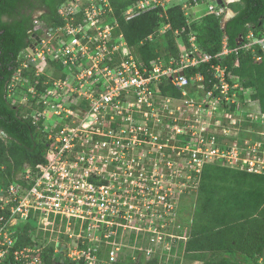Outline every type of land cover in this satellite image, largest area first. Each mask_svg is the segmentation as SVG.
<instances>
[{"label":"built area","instance_id":"2783aa9c","mask_svg":"<svg viewBox=\"0 0 264 264\" xmlns=\"http://www.w3.org/2000/svg\"><path fill=\"white\" fill-rule=\"evenodd\" d=\"M225 2L138 0L123 17H165L179 5L188 22L203 15L226 21ZM201 5L207 11L198 16ZM58 13L57 27L35 20L42 35L19 55L8 85L9 98L27 109L49 144L45 164L25 165L13 182L0 184V264L10 256L15 264H45L50 246L73 264H116L128 253L176 264L190 235L182 208L196 197L205 165L264 175V112L251 88L213 63L241 51L263 61L264 31H250L234 49L225 38L215 56L191 33L177 56L146 66L120 31L110 0H64ZM170 29L165 23L160 33ZM201 66H208L206 75L186 74ZM29 72L42 79L39 90ZM164 80L179 97L159 91ZM26 225L31 244L16 249Z\"/></svg>","mask_w":264,"mask_h":264},{"label":"trees","instance_id":"16d2710c","mask_svg":"<svg viewBox=\"0 0 264 264\" xmlns=\"http://www.w3.org/2000/svg\"><path fill=\"white\" fill-rule=\"evenodd\" d=\"M118 17L120 31L143 65H150L161 56L179 53V40L189 41V34L197 37L202 51L213 56L228 46L237 48L240 36L246 38L250 31L260 36L264 31V0H238L227 8L235 13L230 20L215 15H203L188 22L182 7L170 8L165 17L160 12L141 15L127 21L124 11L138 0H110ZM226 1V0H225ZM64 0H0V184L8 185L16 174L28 165L34 170L47 161L48 141L42 127L33 124L24 106L15 105L8 96V85L17 67L19 55L36 44L42 31L36 30V19L46 21L53 27L62 25L58 10ZM205 14V13H204ZM165 23L171 29L160 33ZM185 30L181 37L177 30ZM151 37V39H150ZM239 60V67H234ZM223 64L228 71L238 76L245 88H251L252 100L264 112V60L256 61L252 52L241 51L213 61ZM208 66L186 70L187 75L202 72L206 75ZM31 82L40 81L32 72L26 73ZM165 96L179 97L169 80L160 84ZM191 203H184L182 212L188 215L191 232L186 243L180 244V255L184 259L203 264H264V175L235 170L220 164L205 165L199 190ZM188 202V201H187ZM32 227L20 229V242L16 249L31 244L28 236ZM45 264H57L62 255H54L53 246L43 253ZM133 259L128 253L116 264H159V260L147 261L137 254ZM176 264H181L178 259ZM3 264H15L8 257ZM62 264H73L67 259Z\"/></svg>","mask_w":264,"mask_h":264},{"label":"rangeland","instance_id":"374dc122","mask_svg":"<svg viewBox=\"0 0 264 264\" xmlns=\"http://www.w3.org/2000/svg\"><path fill=\"white\" fill-rule=\"evenodd\" d=\"M179 1V0H178ZM231 1L232 0H228V3H231ZM173 3H175V2H173ZM207 11V6L206 5H201V6H197L195 9H194V12L196 13V15H198V16H201L202 14H204L205 12ZM233 11L231 10L229 13H228V15L230 16L231 15V13H232ZM257 104V103H256ZM258 105V104H257ZM257 107V106H256ZM252 109H254V107L252 108ZM192 201H186V203H185V205L187 204V203H189V205H190V203H191ZM183 213H185V212H183Z\"/></svg>","mask_w":264,"mask_h":264},{"label":"water","instance_id":"95a60500","mask_svg":"<svg viewBox=\"0 0 264 264\" xmlns=\"http://www.w3.org/2000/svg\"><path fill=\"white\" fill-rule=\"evenodd\" d=\"M236 1H238V0H232L231 3L236 2ZM218 3L220 5H222V6H225L226 5L225 0H218ZM234 16H235V13L232 12L231 15L228 17L227 21L230 20L231 18H233ZM36 39L38 41L39 40V37H37ZM242 42H243V36H240L239 41H238V45H240ZM180 74L183 75L184 72H181ZM62 263H64V260L63 259L60 262H58L57 264H62Z\"/></svg>","mask_w":264,"mask_h":264},{"label":"crops","instance_id":"0c3cea01","mask_svg":"<svg viewBox=\"0 0 264 264\" xmlns=\"http://www.w3.org/2000/svg\"><path fill=\"white\" fill-rule=\"evenodd\" d=\"M186 0H177V2L181 3V2H185ZM180 42V40H179ZM189 232H191V225L189 224ZM181 259V264H203V262H198V261H193V260H187L184 259L183 256L180 257Z\"/></svg>","mask_w":264,"mask_h":264}]
</instances>
